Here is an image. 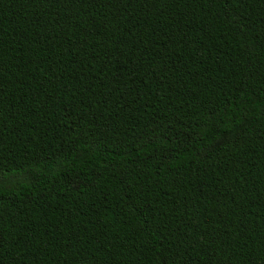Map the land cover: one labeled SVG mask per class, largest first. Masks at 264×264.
I'll list each match as a JSON object with an SVG mask.
<instances>
[{"label": "trees", "instance_id": "16d2710c", "mask_svg": "<svg viewBox=\"0 0 264 264\" xmlns=\"http://www.w3.org/2000/svg\"><path fill=\"white\" fill-rule=\"evenodd\" d=\"M0 264H264V0H0Z\"/></svg>", "mask_w": 264, "mask_h": 264}]
</instances>
